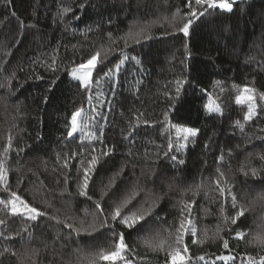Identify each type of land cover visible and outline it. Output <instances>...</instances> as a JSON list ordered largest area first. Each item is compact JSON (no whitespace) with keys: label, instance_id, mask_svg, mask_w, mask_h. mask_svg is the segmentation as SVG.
<instances>
[{"label":"trees","instance_id":"trees-1","mask_svg":"<svg viewBox=\"0 0 264 264\" xmlns=\"http://www.w3.org/2000/svg\"><path fill=\"white\" fill-rule=\"evenodd\" d=\"M189 11L188 0H0V264H104L120 233L130 264H168L184 247L187 264H261L264 0L207 9L185 36ZM96 53L84 89L69 73ZM245 88L247 121L236 102ZM77 110L81 130L69 137ZM170 126L197 135L185 143ZM13 193L42 215H13ZM117 206L143 219L112 221ZM181 220L196 235L177 243Z\"/></svg>","mask_w":264,"mask_h":264},{"label":"snow or ice","instance_id":"snow-or-ice-1","mask_svg":"<svg viewBox=\"0 0 264 264\" xmlns=\"http://www.w3.org/2000/svg\"><path fill=\"white\" fill-rule=\"evenodd\" d=\"M233 2L234 0H195V5H198L201 7V11H197L195 7H192L191 5V0H188V6L190 8L189 13L187 14L188 18L186 22L183 24V27L180 29V31L183 32L185 36L189 35V30L193 24V22L197 19H199L200 16H204L205 12L207 9H220L225 12L231 13L233 11ZM207 6V9H204V6ZM83 7V5H81ZM69 9L65 8L64 11L67 12ZM100 56V53H96V55L91 56L86 62H82L78 65V68L73 69L72 71V79L76 80L79 82V86L88 89L92 83L94 73L96 69L98 68L99 64L102 63V60H98V57ZM110 72L112 71L111 69L109 70ZM116 71L118 72V66ZM182 86L181 82H178L177 85V92L180 91V88ZM244 92L247 93V95L244 96H238L237 97V104H240L242 102H247L248 103V111L247 114L245 115L244 119L250 120L253 118L255 114V103H254V96H253V89H248L245 88ZM261 99H264V95L261 96ZM208 111L211 112H216L220 113V108L218 106L213 107L209 106ZM81 116V111L77 110L75 113L72 114L71 120H70V130L68 132V136L72 137L78 130V118ZM239 125V122H237ZM182 135L183 140L185 143L188 141L189 137H195L197 135V131L189 128H184V129H177V136L178 138ZM182 147L185 145H181ZM171 143L169 144V150H171ZM105 155L108 153L105 152ZM172 159H175L173 156ZM222 159V157H221ZM97 162V157H93L90 165L88 168L84 170L83 173V182L81 185L82 191L81 195H87V187H88V182L90 179V174L92 172V165H95ZM180 163H183V161H180ZM253 174L255 175V170H253ZM221 177L223 176V173L220 174ZM6 171L4 170L3 166L0 165V185H5V180H6ZM216 186L221 195L224 194L225 188L222 187V180L220 178L217 179L216 181ZM6 187V185H5ZM229 194H231V189L227 190ZM14 196V201L11 204V213L13 215H20L24 216L25 218L29 220H35L38 216L42 215L41 212H39L36 208L31 207L28 205L25 201H23L19 196H16L15 193L12 194ZM18 202V204H17ZM232 204L235 207L236 205V198L233 195L232 196ZM19 205V206H18ZM96 207L103 212V209L101 208L100 204H97ZM243 210L239 211L236 215V217L232 218V223L236 222V219H238L240 216H242ZM142 216H136V215H127L124 214L122 215L121 213V208L120 206H117L115 211L111 213V220L112 221H117L119 220L120 223L124 224L126 227H134L136 223H138L140 220H142ZM0 223H3V221H0ZM104 226H110L108 220L103 221ZM66 227H72V225H66ZM79 231V230H77ZM188 231L191 232V235L195 237L196 235V229L194 227L190 229L185 228V222L184 220H181L180 223V228L178 229V232L180 233L177 236V243H182L183 242V236L186 234ZM115 235V233H114ZM237 238H242V234L238 233ZM193 243H196V240H193ZM224 248H228V242H224ZM127 252V246L125 244V238L124 234L120 233L119 234V240L116 243V249L109 254H101V258L104 262V264H119V262L123 261V264H130V261L127 259L125 253ZM183 253H187V247H184L183 250L181 251L179 248L171 251L169 253V261L168 264H187V260L190 259V257H186ZM199 260H204V257L201 256L198 258ZM222 260H230L234 259L233 257H220ZM249 264H255V261L252 258H249ZM261 264H264V257L261 258Z\"/></svg>","mask_w":264,"mask_h":264},{"label":"rangeland","instance_id":"rangeland-1","mask_svg":"<svg viewBox=\"0 0 264 264\" xmlns=\"http://www.w3.org/2000/svg\"><path fill=\"white\" fill-rule=\"evenodd\" d=\"M78 68V67H77ZM76 69V68H75ZM73 71V70H72ZM72 71L69 73V78L70 79H72ZM72 80H74V79H72ZM76 81V80H75ZM244 95H247V93H245L244 91L242 92V94L241 95H239V96H244ZM239 105H246V106H248V103L247 102H242V103H240ZM209 106H213V107H216V105L212 102V101H208L207 103H206V105H205V111L207 112V113H210L209 111H208V107ZM210 114H218V113H216V112H211ZM82 118H83V113L81 112V116L78 118V130H77V132H79L80 130H81V122H82ZM177 129H184V128H181V127H175V126H170L169 127V131H170V133L176 138V139H179V140H181L182 142H185L184 140H183V138H182V135L178 138V136H177ZM76 132V133H77ZM195 137H189V139H188V141H187V143H190L193 139H194Z\"/></svg>","mask_w":264,"mask_h":264}]
</instances>
